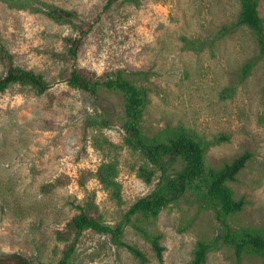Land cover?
I'll list each match as a JSON object with an SVG mask.
<instances>
[{
  "label": "rangeland",
  "instance_id": "374dc122",
  "mask_svg": "<svg viewBox=\"0 0 264 264\" xmlns=\"http://www.w3.org/2000/svg\"><path fill=\"white\" fill-rule=\"evenodd\" d=\"M73 11L86 21L98 18L85 37L78 67L97 75L120 71L135 86L147 90L140 130L153 138L166 127L183 126L210 141L206 167L221 168L248 153L249 160L229 187L245 202L229 219L235 231L264 232V58L252 32L236 23L239 0H44ZM264 21V0L258 3ZM77 32L43 15L0 0V78L8 66L41 75L51 86L37 94L13 86L0 94V257L13 255L30 264H56L64 249L55 230L76 213L88 195L104 225L122 229L121 241L137 247L145 264H191L198 242L221 233L213 211L191 192L144 220L126 215L138 200L150 195V182L139 177L151 170L141 154L126 143L123 99L101 89L92 99L64 80L69 62L65 40ZM251 62L247 76L243 68ZM117 168L119 199L91 180L80 188L82 172L102 164ZM71 183L50 193L41 187L60 176ZM140 225L160 236L162 260L134 231ZM69 264H141L112 237L87 230ZM205 264H237L233 249L218 243ZM240 264H261L242 256Z\"/></svg>",
  "mask_w": 264,
  "mask_h": 264
},
{
  "label": "trees",
  "instance_id": "16d2710c",
  "mask_svg": "<svg viewBox=\"0 0 264 264\" xmlns=\"http://www.w3.org/2000/svg\"><path fill=\"white\" fill-rule=\"evenodd\" d=\"M11 6L31 9L43 15L46 19L57 24H71L77 35L65 40L67 50L64 54L65 62H69L63 75L64 82L76 91L97 99L101 89L119 93L123 99L126 143L138 151L151 170L140 168L139 177L150 182L158 174V182L154 191L136 203L128 210L126 219L130 216H140L144 220L156 218L160 212L171 203L177 202L185 194L191 192L200 196L206 208L214 213V217L221 226V233L211 242H198L192 255L191 264H205L209 253L222 243L233 249L236 263L240 264L242 256H254L264 264V232L233 230L229 219L238 214L245 205L243 199H236L229 183L235 182L239 173L245 168L249 154L245 153L221 168L206 167L204 158L211 143L227 141L226 136H217L208 141L197 133L179 125L166 127L149 138L140 130L142 109L147 99V90L137 87L124 78L120 71L97 75L93 71L78 67V59L84 39L98 23V18L86 21L81 14L67 11L50 5L44 0H5ZM117 0H109L108 5ZM260 0H239L240 11L233 27L245 26L255 37L259 55L264 58V21L258 13ZM1 59L7 64L8 70L0 78V94L13 86H27L37 94L47 93L49 83L39 74L13 66L11 56L1 48ZM252 63L243 68V75L247 76ZM117 168L113 163L102 164L96 172L84 171L75 183L80 188H86L91 181L119 199L118 184L116 182ZM70 178L60 176L54 182L41 187L44 194L56 188L68 186ZM76 213L63 225L55 230V239L64 245L61 258L56 264H69L76 246L87 230L112 237L114 243L122 245L141 264L147 258L137 247L124 244L121 241L122 229H112L100 221V215L93 195H88L80 204H73ZM135 233L145 240L151 247L156 259L162 260L163 247L160 236L140 225L132 226ZM0 264H30L26 259L7 255L0 257Z\"/></svg>",
  "mask_w": 264,
  "mask_h": 264
}]
</instances>
